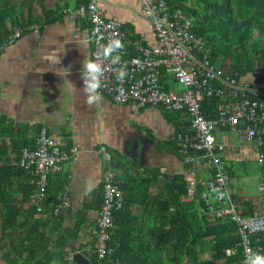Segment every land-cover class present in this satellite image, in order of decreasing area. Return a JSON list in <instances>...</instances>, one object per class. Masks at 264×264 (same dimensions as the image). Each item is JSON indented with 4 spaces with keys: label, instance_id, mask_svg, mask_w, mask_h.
<instances>
[{
    "label": "trees",
    "instance_id": "16d2710c",
    "mask_svg": "<svg viewBox=\"0 0 264 264\" xmlns=\"http://www.w3.org/2000/svg\"><path fill=\"white\" fill-rule=\"evenodd\" d=\"M177 6L193 19L196 35L205 40L211 60L220 70L237 74L240 80L257 70L264 71V0H178ZM20 7H25V3L11 5V0H0V44L16 30H10L9 24L24 28V33L35 22L32 6L27 16L18 10ZM207 103L204 112L213 118L218 101L210 98ZM22 133L0 116V264H76L72 256L78 252L93 264L243 261L236 223L229 218L212 219L205 215L199 197L201 189L193 199L184 200L188 188L185 175L160 181L156 172L139 177L129 174L124 182L117 175L124 204L114 213L108 252L104 257L97 254L96 234L85 249L79 242L87 222L86 212L77 211L73 226L65 225L71 207L60 215L54 214L59 195L67 192L64 168L49 175L45 197L39 199L37 186L19 164L22 149L30 148L22 141ZM39 133L40 129L37 136ZM36 147L37 144L31 149ZM258 165L260 180L264 177V164ZM225 169L230 177V192L243 215L263 214V198V206L258 209L247 201V207L238 203V194L231 184L235 173L229 167ZM214 175L215 170L211 169L210 177ZM257 236L264 244V232ZM231 248L237 249L233 255L227 253Z\"/></svg>",
    "mask_w": 264,
    "mask_h": 264
},
{
    "label": "crops",
    "instance_id": "0c3cea01",
    "mask_svg": "<svg viewBox=\"0 0 264 264\" xmlns=\"http://www.w3.org/2000/svg\"><path fill=\"white\" fill-rule=\"evenodd\" d=\"M89 1L11 0V5L25 3V7L18 9L24 16L32 6L35 22L0 54V116L24 132L22 141L30 148L35 147L37 133L43 127L63 149L77 150L76 161L65 165L63 171L68 176L65 190L71 198L72 211L65 225H74L77 211L86 212L87 222L79 242L85 249L95 234L104 175L109 168L101 147L113 155L112 167L122 182L128 180L129 174L139 177L155 172L160 174V181H170L179 175L186 177L192 170L184 162L176 141L179 135L191 131V119L185 111L153 106L138 109L130 104H117L103 93L99 102L85 103L83 81L87 77L83 62L91 60L92 46L87 41L90 24L77 10ZM102 3L107 19L121 22L126 30L149 45L158 44L152 22L142 13L141 0H102ZM8 27L12 31L24 29L12 24ZM241 81L264 89V71L252 72ZM174 90L181 89L174 85ZM215 135L217 142L226 147V168L235 161L254 160L253 152L246 155L252 144L239 147L235 141V138L244 140V132L226 128ZM195 167L200 181L210 178V163L201 160ZM260 180L263 181L262 177ZM260 180L258 177V183ZM240 186L243 187L233 189L238 194V203L245 207L251 203L258 209L262 195L254 196L245 188L244 181Z\"/></svg>",
    "mask_w": 264,
    "mask_h": 264
},
{
    "label": "built area",
    "instance_id": "2783aa9c",
    "mask_svg": "<svg viewBox=\"0 0 264 264\" xmlns=\"http://www.w3.org/2000/svg\"><path fill=\"white\" fill-rule=\"evenodd\" d=\"M178 0H141L142 13L150 19L158 40L153 46L134 32L126 30L117 20L107 19L102 0H90L78 8L77 13L89 22L87 41L92 46V58L102 69L100 93L110 96L117 104H130L136 108L162 107L166 111H185L191 119V131L176 138L184 162L192 167L186 176L187 194L184 200L193 199L201 189L200 200L205 215L212 219L229 218L238 226L239 245L243 261L252 253L264 255V244L258 234L264 232V213L243 215L229 189L230 177L223 165L225 145L218 143L215 133L232 129L245 133L252 144L249 152L254 160L264 164V89L254 87L238 79L237 74H226L212 62L206 42L195 33L193 19L177 6ZM23 35L16 29L0 44V53L14 44ZM119 39L123 47L112 55L119 54L117 63L101 54V45ZM123 70L124 78L117 74ZM182 86L180 91L174 85ZM217 99L215 117L208 118L203 106L207 100ZM35 149L23 148L20 166L31 177V183L39 190V199L45 197L48 177L63 170L65 165L76 161V149L63 150L59 141L50 137L45 128L40 129ZM103 160L109 165L105 171L103 201L96 223L98 240L97 254L104 257L114 225V213L123 208L122 191L117 184V173L112 164L113 155L101 147ZM201 160L210 163L215 175L206 181L197 177L196 164ZM258 191L264 200V177ZM71 207L67 192L58 197L54 209L60 215ZM236 248L227 251L229 255Z\"/></svg>",
    "mask_w": 264,
    "mask_h": 264
},
{
    "label": "clouds",
    "instance_id": "9594fccd",
    "mask_svg": "<svg viewBox=\"0 0 264 264\" xmlns=\"http://www.w3.org/2000/svg\"><path fill=\"white\" fill-rule=\"evenodd\" d=\"M123 47L122 42L119 39H112L107 44L101 45V54L105 58H110L112 63H117L120 59L119 54L112 55L117 49ZM84 75L87 77L84 79V89L85 92V103L93 104L100 101L99 89L103 87L102 84V69L101 66L95 61L90 59H85L83 62ZM125 72L121 70L117 74L118 79H123ZM247 264H264V255L252 253L247 257Z\"/></svg>",
    "mask_w": 264,
    "mask_h": 264
},
{
    "label": "rangeland",
    "instance_id": "374dc122",
    "mask_svg": "<svg viewBox=\"0 0 264 264\" xmlns=\"http://www.w3.org/2000/svg\"><path fill=\"white\" fill-rule=\"evenodd\" d=\"M177 89H182V86L178 83L175 84ZM232 138V137H231ZM236 143L239 147H245L246 144L249 146V142L246 140V138L243 139H237L235 138ZM246 143V144H244ZM229 168H231L235 176L231 177V182L234 184L235 189L238 187L242 188L243 186H240L241 182L244 181L246 183L245 188L250 190L254 193V196H260L261 194L258 193V181L257 178L260 177V170L259 165L255 160L252 159H245L243 161H235L232 163H229ZM242 179V180H241Z\"/></svg>",
    "mask_w": 264,
    "mask_h": 264
},
{
    "label": "water",
    "instance_id": "95a60500",
    "mask_svg": "<svg viewBox=\"0 0 264 264\" xmlns=\"http://www.w3.org/2000/svg\"><path fill=\"white\" fill-rule=\"evenodd\" d=\"M73 262L76 264H93L91 259L86 257L83 253L78 252L73 256Z\"/></svg>",
    "mask_w": 264,
    "mask_h": 264
},
{
    "label": "bare ground",
    "instance_id": "6f19581e",
    "mask_svg": "<svg viewBox=\"0 0 264 264\" xmlns=\"http://www.w3.org/2000/svg\"><path fill=\"white\" fill-rule=\"evenodd\" d=\"M72 260V259H71Z\"/></svg>",
    "mask_w": 264,
    "mask_h": 264
}]
</instances>
